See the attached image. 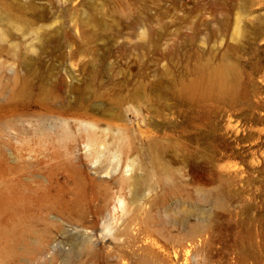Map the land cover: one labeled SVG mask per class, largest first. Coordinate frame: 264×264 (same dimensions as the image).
Masks as SVG:
<instances>
[{
	"label": "rangeland",
	"instance_id": "obj_1",
	"mask_svg": "<svg viewBox=\"0 0 264 264\" xmlns=\"http://www.w3.org/2000/svg\"><path fill=\"white\" fill-rule=\"evenodd\" d=\"M115 262L264 264V0H0V264Z\"/></svg>",
	"mask_w": 264,
	"mask_h": 264
},
{
	"label": "bare ground",
	"instance_id": "obj_2",
	"mask_svg": "<svg viewBox=\"0 0 264 264\" xmlns=\"http://www.w3.org/2000/svg\"><path fill=\"white\" fill-rule=\"evenodd\" d=\"M126 166H127V168H125V170L130 171V174L125 176V181H127V182L131 181L134 183H138L140 180H143V178L145 179L147 174H149V172L152 171V169L150 167H148L145 169V173L142 174L137 170L132 171L133 167L132 166L128 167V164ZM137 168H142V163L137 164ZM198 187L199 188L201 187L200 184L198 185ZM116 200L119 203V207L121 208V210L125 211L122 197L118 196ZM101 219L105 222L104 229L106 230V232L103 231V234H101L102 236L100 237V242L98 244H96L94 247L90 248V250H89V256L90 257H96L101 252V250L103 249L104 246L109 245V243L112 241V239H114V236L116 234V230L114 229V226H112V223L110 222V219L115 220V215H111V216H110V214H106L105 216L101 215ZM122 260L123 259H121V261ZM113 264H116V262Z\"/></svg>",
	"mask_w": 264,
	"mask_h": 264
}]
</instances>
